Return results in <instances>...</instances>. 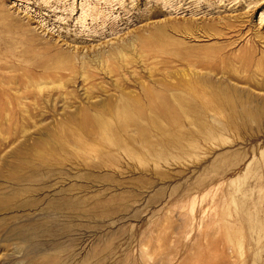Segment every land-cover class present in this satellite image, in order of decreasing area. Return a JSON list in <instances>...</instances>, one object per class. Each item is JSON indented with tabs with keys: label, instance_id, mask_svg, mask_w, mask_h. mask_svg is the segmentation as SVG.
<instances>
[{
	"label": "rangeland",
	"instance_id": "obj_1",
	"mask_svg": "<svg viewBox=\"0 0 264 264\" xmlns=\"http://www.w3.org/2000/svg\"><path fill=\"white\" fill-rule=\"evenodd\" d=\"M122 3L109 26L91 0H0V264H264V110L211 56L264 53V0ZM139 27L135 55L93 63Z\"/></svg>",
	"mask_w": 264,
	"mask_h": 264
},
{
	"label": "bare ground",
	"instance_id": "obj_2",
	"mask_svg": "<svg viewBox=\"0 0 264 264\" xmlns=\"http://www.w3.org/2000/svg\"><path fill=\"white\" fill-rule=\"evenodd\" d=\"M91 1L94 2L96 6L95 7L91 6L88 10L84 11L83 20L89 19L90 23L95 24L97 22V20L101 18V20L104 23H110L109 26L110 25L111 26L116 25L119 21H121V22L123 21L122 18H118V20H117V19H113L112 16L108 17V19L105 18L104 15L101 16V17L98 16V14H102V12H101L102 8L121 9L122 11H124L125 10V6L122 3L123 0H91ZM258 2H259V0H247V6H249V8H251V9H254V8L258 7L259 4L261 3V2L260 3H258ZM99 5H102V7L99 8ZM70 12H73L72 9L70 10ZM162 12H163V9L160 6L157 5V8L155 7V10L152 11V15H156V14L162 13ZM219 19H221V18L219 17ZM126 21H127V19H126ZM221 23H222V20H221ZM221 23H220V21H216L215 22L213 19H211V20L206 21V22L204 21L203 24L200 25L196 20L192 19V20L185 21L183 23V26H185L189 30V32L191 34H196L197 32H201V34L203 33V35H204L205 32H208L209 35H212V34H221V35L224 34V35H226V32H222L221 30L224 29V28H227V30L231 28V30L227 31L228 33L231 32L230 33L231 36H235V37H239L240 36L241 32H239V28H235V26H236V24H234L235 21H233V23H230V24H227L226 22H224L223 24H221ZM212 27H215V29H220L219 30L220 32H215V31L214 32H212V31L210 32L209 30H211ZM140 29H141V27H139L132 34H130V37L126 38L127 40H122L120 42H117L116 46L111 48V53L112 54L106 53L105 51L97 53L96 57H94L92 59L93 63H96L97 65H100V62H104V64H105V62H107L108 59L111 58V57L112 58L116 57L119 60L120 59L125 60V59H127L129 57L130 54L135 55L138 52L139 47L141 46V45L139 46V43H138L139 41H137V39H136L137 38V34H141V32H142ZM101 33L104 34L105 32L101 31ZM101 33H99V34H101ZM148 33L149 34H151V33L153 34L154 33L153 35H155V37H156V39L158 41H160V39L165 38L164 34L161 31H154V32L148 31ZM256 36L260 38V36H258V35H256ZM83 37H85V36H83ZM233 44H235V43L231 40V42H227L225 45H219V47L214 48L211 51V56L213 58H215V60L217 59V57L218 58H222L226 62L227 69H228V72H225L226 73L225 77L222 78L223 79L222 82L218 83L217 87H223V89L226 90V91H229L230 89H234V91L236 93V98L237 99H241L244 102H246V101L244 99H242V97H246L247 96L248 101L246 102L247 104H246L245 107H247L246 110H248V111H250V109L253 110V111L255 109H263L264 110V99L259 98V97H255L254 95H250V93H252V92L246 91V90H245L246 94H243L241 92L242 90H239V91L235 90L236 86H230V84L228 82L229 78L233 76V72H235L237 74H240L241 73L240 70L242 71V73L243 72L244 73L247 72V75H242L241 78H240V79H244L243 81L253 82L254 85H259L262 82H264V74L259 75L260 79L255 77L257 75V70L261 71V72L264 71V53L261 54V55L259 54V51L257 50L258 43L254 40V38L253 39L251 38L250 39V43H248V45L243 46V49L241 50V52L238 53V54H235V55H233L234 51H230V48H229V46H231ZM144 46L147 47V48H150L151 45H150L149 41H147V42H144ZM105 50H107V49H105ZM257 55H259V57H257ZM115 60L116 59H114V61ZM116 62H117V60H116ZM118 63H120V62H118ZM82 64H84L83 67H86L88 65L87 62L85 63L84 61H83ZM121 64H122V61H121ZM46 65H47L46 61H44L42 64H40V66H44V67ZM89 65L91 66L90 63H89ZM238 70H239L240 73L238 72ZM197 75H198V73H197ZM202 78L207 80L208 79V75H206V76L202 75ZM160 80L162 82L160 83V81H158V83L167 85L166 83H163L164 81L162 79H160ZM169 84L172 87V86H175L177 84H182V83H179V82H176V83L168 82V85ZM121 91H123L122 88H121ZM124 91L126 93H122L121 92L122 93L121 97L123 96L124 98H130L131 99L132 98V95H131L132 93H130V90H124ZM127 91H129V92H127ZM134 98H135V95H134ZM107 105H108V103H107ZM109 117H111V116L109 115ZM9 118H11V117H9ZM21 118L22 119H27L29 117H26V118L25 117H21ZM84 118L87 119L88 117L86 115H84Z\"/></svg>",
	"mask_w": 264,
	"mask_h": 264
}]
</instances>
